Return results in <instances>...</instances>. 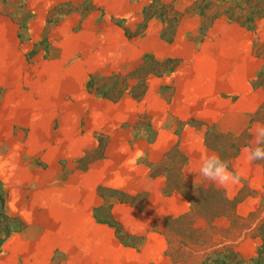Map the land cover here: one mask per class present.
Here are the masks:
<instances>
[{"label":"rangeland","instance_id":"1","mask_svg":"<svg viewBox=\"0 0 264 264\" xmlns=\"http://www.w3.org/2000/svg\"><path fill=\"white\" fill-rule=\"evenodd\" d=\"M115 3L0 0L2 93L21 100L63 94L54 130L63 121L64 130L82 133L73 142L64 135L66 152L82 153L78 168L107 160L114 175L125 176L143 164L144 181H133L142 191L132 200L160 217L154 228L166 235L175 264H222L231 251L248 264L261 245L264 161L248 163L244 149L264 124V66L247 86L237 33L206 37L221 18L258 29L264 19L248 16L264 14V0ZM206 152L219 154L241 182L204 180L198 167ZM116 193H103L106 205L120 200ZM10 251L7 241L0 264H11Z\"/></svg>","mask_w":264,"mask_h":264},{"label":"crops","instance_id":"2","mask_svg":"<svg viewBox=\"0 0 264 264\" xmlns=\"http://www.w3.org/2000/svg\"><path fill=\"white\" fill-rule=\"evenodd\" d=\"M117 3L132 8L130 0ZM257 24L250 32L217 19L206 37L225 29L237 33L238 66L246 84L264 66V20ZM61 95L40 92L21 100L0 87V182L7 211L19 227L7 240L11 264H175L166 253V235L154 228L160 217L132 200L142 191L133 181H144L145 166H134L125 176L114 175L107 160L78 168L82 153L66 152L64 135L73 142L82 133L76 127L64 130L63 121L54 130L64 110ZM113 190L121 198L106 205L103 193ZM122 234L141 240L126 243Z\"/></svg>","mask_w":264,"mask_h":264},{"label":"clouds","instance_id":"3","mask_svg":"<svg viewBox=\"0 0 264 264\" xmlns=\"http://www.w3.org/2000/svg\"><path fill=\"white\" fill-rule=\"evenodd\" d=\"M254 143L245 147L244 152L248 163L264 161V124H258L254 129ZM199 175L206 181L220 187L237 185L242 176L229 167L219 154L205 153L198 167Z\"/></svg>","mask_w":264,"mask_h":264},{"label":"trees","instance_id":"4","mask_svg":"<svg viewBox=\"0 0 264 264\" xmlns=\"http://www.w3.org/2000/svg\"><path fill=\"white\" fill-rule=\"evenodd\" d=\"M252 0H248L250 2ZM248 21L252 22L256 18H263L264 14L260 13V11L256 10L249 14ZM6 192L5 189L0 182V253L2 252L3 246L6 243V241L11 237V235L17 231L19 228L16 224L15 220L9 215L7 211V203H6ZM113 226L116 224L114 222H111ZM126 236V234H123V236ZM258 235L261 239V245L258 249V252L256 256H254L248 264H264V223H262L258 228ZM223 263L222 264H241V262L238 260V255L236 252L231 251L228 252L223 257Z\"/></svg>","mask_w":264,"mask_h":264}]
</instances>
